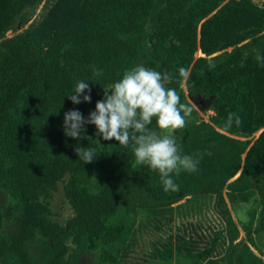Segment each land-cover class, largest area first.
Here are the masks:
<instances>
[{"label":"trees","instance_id":"16d2710c","mask_svg":"<svg viewBox=\"0 0 264 264\" xmlns=\"http://www.w3.org/2000/svg\"><path fill=\"white\" fill-rule=\"evenodd\" d=\"M257 55L264 57L258 0H0V264H127L140 230H162L175 211H199L211 199L221 227L205 234L183 225L153 242L144 264H264ZM136 65L171 73L165 87L193 108L175 134L182 154L200 163L171 174L178 191L165 192L158 170L135 162L131 144L101 139L103 152L83 164L74 147L93 141L64 135L65 112L87 118L104 89ZM79 81L90 85V103L68 99ZM190 98L214 112L209 120ZM229 112L241 122L226 128ZM150 127L164 134L155 118ZM86 128L98 139L94 125ZM60 183L73 211L65 222L51 207ZM229 202L249 203L247 217L236 221Z\"/></svg>","mask_w":264,"mask_h":264},{"label":"clouds","instance_id":"9594fccd","mask_svg":"<svg viewBox=\"0 0 264 264\" xmlns=\"http://www.w3.org/2000/svg\"><path fill=\"white\" fill-rule=\"evenodd\" d=\"M256 59L264 66V57L257 55ZM94 74L100 76L102 70H94ZM179 74L181 77L189 76L183 67ZM171 78V73L162 74L144 65H136L126 70L120 80L109 84L107 90L104 89L103 98L96 102L95 110L87 118L78 109L65 112L64 135L75 140L93 141L88 147H74L78 159L83 164L92 163L103 152L101 139L115 140L123 147L131 144L135 162L158 170L165 192L178 191L179 185L171 174L198 171L200 159L182 154L175 130L185 127L186 118L191 116L193 108L181 103L175 88L165 87ZM67 97L74 105L90 103L91 87L87 81H79ZM153 118L157 128L163 130V135L150 127ZM234 122L239 124L240 117L229 112L224 126L230 128ZM87 125L95 126L94 135L98 139L86 136Z\"/></svg>","mask_w":264,"mask_h":264},{"label":"rangeland","instance_id":"374dc122","mask_svg":"<svg viewBox=\"0 0 264 264\" xmlns=\"http://www.w3.org/2000/svg\"><path fill=\"white\" fill-rule=\"evenodd\" d=\"M261 3H264V0H258ZM44 2L39 6L35 12L33 19H39L42 15V7ZM29 24L25 26H19L17 32L23 31ZM14 31H9L7 36H12L15 33ZM200 53L196 54V57L200 56ZM194 104V102L192 101ZM199 114L205 119L209 120L210 116L213 115L212 110L201 109L198 104H196ZM258 133L255 134L257 137ZM184 201V200H183ZM175 207L177 204L174 205ZM249 203L237 202L232 204L229 202V207L232 211V214L236 221L239 219H245L247 216V210ZM51 207L56 218L60 221L65 222L68 218L73 215V211L70 207L69 202L67 201L64 195L63 183H60L59 190L54 193V197L51 200ZM200 207V206H199ZM198 210V209H197ZM175 211L174 220L169 226L163 227L162 230L153 228L151 225L148 228L140 230V233L137 234V243L133 247L131 254L129 256L127 264H144L145 260L150 258V253L152 250L151 244L157 240L166 238L171 233H176L179 231V228H182L183 225H188V227H193L191 225H196L199 231L205 234H210L214 229H218L223 225L222 218L219 215V212L216 207L215 199H211L207 202H204L203 209L199 208V211L192 210L187 213L183 209ZM245 233H241V237H244ZM204 243L201 244L203 246Z\"/></svg>","mask_w":264,"mask_h":264},{"label":"water","instance_id":"95a60500","mask_svg":"<svg viewBox=\"0 0 264 264\" xmlns=\"http://www.w3.org/2000/svg\"><path fill=\"white\" fill-rule=\"evenodd\" d=\"M203 55V54H202ZM190 101H193L194 102V105H196V104H198V101H194L192 98H190ZM201 102H202V100H201ZM203 103V102H202ZM202 109V108H201ZM214 113V112H213ZM263 130H261V131H259L258 132V135H257V137L261 134V132H262Z\"/></svg>","mask_w":264,"mask_h":264},{"label":"crops","instance_id":"0c3cea01","mask_svg":"<svg viewBox=\"0 0 264 264\" xmlns=\"http://www.w3.org/2000/svg\"><path fill=\"white\" fill-rule=\"evenodd\" d=\"M243 232V231H242Z\"/></svg>","mask_w":264,"mask_h":264}]
</instances>
